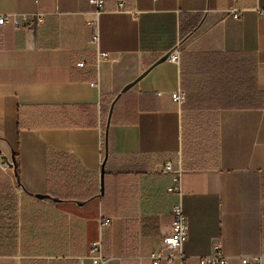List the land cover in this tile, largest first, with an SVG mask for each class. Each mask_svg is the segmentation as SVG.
I'll return each mask as SVG.
<instances>
[{
  "label": "crops",
  "instance_id": "crops-1",
  "mask_svg": "<svg viewBox=\"0 0 264 264\" xmlns=\"http://www.w3.org/2000/svg\"><path fill=\"white\" fill-rule=\"evenodd\" d=\"M89 1L0 0L43 19L0 28V264H81L99 240L107 264H152L180 201L185 264L264 257V106L228 97L264 95V0Z\"/></svg>",
  "mask_w": 264,
  "mask_h": 264
},
{
  "label": "built area",
  "instance_id": "built-area-1",
  "mask_svg": "<svg viewBox=\"0 0 264 264\" xmlns=\"http://www.w3.org/2000/svg\"><path fill=\"white\" fill-rule=\"evenodd\" d=\"M89 3L94 6L97 10L96 16L97 18L104 13L105 0H90ZM116 13L119 14H134L137 15L136 12L129 11L125 8V3L122 2L117 5ZM259 14L264 17V10H260ZM235 17H238L236 12L233 13ZM43 23L42 17H36L35 20L30 21L29 18H19L15 15H0V28H4L7 26H12L13 29L19 30L21 28L31 29L34 26H40ZM93 29V33L91 36V43L98 48L100 43V35H99V22L98 19L91 22L89 24ZM102 59H107L108 56L106 54L101 55ZM168 60L174 64H179L181 61V55L178 48H176L169 56ZM79 66L83 67L84 64H80ZM173 102L182 107L186 101V92L182 89L177 90L172 94ZM166 173H173L174 181L178 184V188H176V192L181 196V172H174L172 164L167 165L165 168ZM172 225H171V234L164 239V245L166 247L167 254L163 255L160 252H153L149 260L152 264H174L181 263L185 264L187 262V257L184 254V245L188 240L189 236V222L187 216L184 211L183 203L180 201L173 207L172 210ZM105 225H108L105 222ZM199 264H229L230 258L225 256L219 246L214 248V252L210 256L197 258ZM241 264H263L264 257L263 256H249L240 258ZM85 262L89 264H107L108 260L103 254V244L102 241L99 240L97 242H93L90 245L89 254L85 258H81V264Z\"/></svg>",
  "mask_w": 264,
  "mask_h": 264
},
{
  "label": "trees",
  "instance_id": "trees-1",
  "mask_svg": "<svg viewBox=\"0 0 264 264\" xmlns=\"http://www.w3.org/2000/svg\"><path fill=\"white\" fill-rule=\"evenodd\" d=\"M239 97H237L235 92H232L229 97V104L230 106H239V107H246V108H256L261 109L264 106V95L256 93L255 101L253 100V92H249L248 90L245 91L244 97H241L242 89L239 88ZM227 99V97L225 98ZM239 103V105H236Z\"/></svg>",
  "mask_w": 264,
  "mask_h": 264
},
{
  "label": "water",
  "instance_id": "water-1",
  "mask_svg": "<svg viewBox=\"0 0 264 264\" xmlns=\"http://www.w3.org/2000/svg\"><path fill=\"white\" fill-rule=\"evenodd\" d=\"M169 56H165L164 58H162L161 60H159L156 64H159V63H162L164 62L165 60L168 59ZM149 71V70H148ZM145 72L138 80H136L135 82H133L132 84L128 85L127 87L124 88V90L122 91L123 93L127 92L134 84H136L137 82L140 81V79H142L147 73ZM115 105V102H113L112 104V107H111V110H110V114H109V121H108V126H109V123H110V120H111V115H112V112H113V107ZM105 162L107 161V158H108V150H107V132H106V155H105ZM3 160H5V158H3ZM105 165V164H104ZM104 165H103V171H104ZM103 187H104V173H102L101 175V190H102V193H103ZM40 199H42V197H39Z\"/></svg>",
  "mask_w": 264,
  "mask_h": 264
}]
</instances>
